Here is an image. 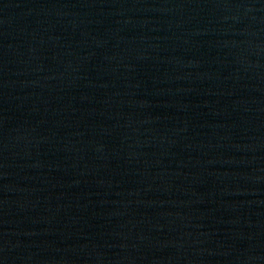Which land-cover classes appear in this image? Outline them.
Segmentation results:
<instances>
[{
	"label": "water",
	"instance_id": "obj_1",
	"mask_svg": "<svg viewBox=\"0 0 264 264\" xmlns=\"http://www.w3.org/2000/svg\"><path fill=\"white\" fill-rule=\"evenodd\" d=\"M0 264H264V0H0Z\"/></svg>",
	"mask_w": 264,
	"mask_h": 264
}]
</instances>
